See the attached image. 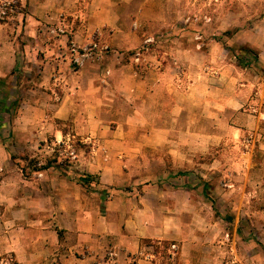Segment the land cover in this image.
<instances>
[{
	"label": "crops",
	"instance_id": "0c3cea01",
	"mask_svg": "<svg viewBox=\"0 0 264 264\" xmlns=\"http://www.w3.org/2000/svg\"><path fill=\"white\" fill-rule=\"evenodd\" d=\"M131 1L19 0L27 8L15 18L25 22L23 34L14 39L0 24V85H15L16 107L8 146L15 162L0 144V259L158 264L151 242L176 241L188 251L193 219L181 225L180 214L195 212L192 191L167 183L162 166L188 164L192 151L227 134L253 132L264 148V26L234 36L256 53L257 66L238 65L221 42L197 50L183 36L148 44L137 65L130 52L148 36L142 22L151 0L133 1L138 14ZM63 21L66 32L48 31ZM94 35L111 51L75 68L70 43ZM71 133L100 147L79 151L67 169L48 158L49 141ZM37 154L45 164L31 171L27 156Z\"/></svg>",
	"mask_w": 264,
	"mask_h": 264
},
{
	"label": "rangeland",
	"instance_id": "374dc122",
	"mask_svg": "<svg viewBox=\"0 0 264 264\" xmlns=\"http://www.w3.org/2000/svg\"><path fill=\"white\" fill-rule=\"evenodd\" d=\"M133 1L130 9L138 14L140 6L138 1ZM146 8L148 19L142 22V30L148 35L146 38H153L150 45H155L161 39L180 36L188 38L195 49L198 43H201L200 49H203L209 43L217 41L227 47L229 55L238 65L245 67L255 63L257 66L256 53L248 45L235 42L234 36L239 30L264 26V0H151ZM26 12V6L19 0H0V24L8 23L10 35L14 39L16 31L21 36L25 28V22L15 18ZM171 14H176L177 17L174 20L155 19L156 16L167 19ZM66 24V21L60 25L54 24L48 31L54 35L61 34L66 32ZM134 26L133 28H139V21L134 23ZM20 36H16V42H20L21 49L24 41H21ZM198 36L200 38L196 39ZM93 39L99 40L96 35L92 36L90 41ZM73 44L84 45L71 42L69 49ZM143 45L144 42L130 54L134 56L137 51L142 53L145 50ZM247 48L252 52L247 51ZM110 51L108 46V52L105 54ZM140 58L138 63L134 60L133 62L140 65L143 55ZM0 106V144L7 151L8 157L15 162V154L8 149L9 145L15 144L10 128L16 109L14 84L0 85ZM224 139L217 144H211L209 150L192 151L195 154L193 161L187 164L186 158H183L185 165L179 168L171 164L162 166L165 173L171 176L167 183H174L172 185L179 189L189 187L192 191L191 199L195 203V212L180 214L181 225L187 224L188 217L193 219L189 225L190 230L187 231L189 234L186 235L192 244L188 251L182 253L176 241L151 242L154 247V259L158 264H264V148L260 144L262 140L253 132H246L240 138L227 134ZM49 142L48 158H53L51 160L67 169L71 168L78 158L79 151L93 153L100 147L96 138L83 141L73 133L64 139ZM153 153L151 157L155 158V150ZM32 156H27V166L31 171L44 166L45 160L40 154ZM158 168L159 166L153 164L155 171H159ZM204 184L208 185L207 196ZM104 198H111V194L106 193ZM173 244L175 248H172ZM108 257H115L114 252L109 251ZM0 264L16 263L11 256L5 255L1 257Z\"/></svg>",
	"mask_w": 264,
	"mask_h": 264
},
{
	"label": "built area",
	"instance_id": "2783aa9c",
	"mask_svg": "<svg viewBox=\"0 0 264 264\" xmlns=\"http://www.w3.org/2000/svg\"><path fill=\"white\" fill-rule=\"evenodd\" d=\"M200 36L196 37L199 39ZM153 38L148 37L144 40L143 48H146V45L152 43ZM197 48H201V43L197 44ZM70 61L74 66L81 67L83 63L89 59L101 58L106 52H108V46L103 45L97 39L84 44L83 46H75L74 44L70 47ZM141 52L137 51L134 56V62L138 63L141 60ZM172 248H175V245H172Z\"/></svg>",
	"mask_w": 264,
	"mask_h": 264
},
{
	"label": "trees",
	"instance_id": "16d2710c",
	"mask_svg": "<svg viewBox=\"0 0 264 264\" xmlns=\"http://www.w3.org/2000/svg\"><path fill=\"white\" fill-rule=\"evenodd\" d=\"M247 51L249 52H252L249 48H247ZM242 53V52H241ZM239 59V58H238ZM240 61V59L238 60ZM2 110V106H0V112ZM207 188H208V185L207 184H204V189H205V195L207 196L208 195V191H207Z\"/></svg>",
	"mask_w": 264,
	"mask_h": 264
}]
</instances>
